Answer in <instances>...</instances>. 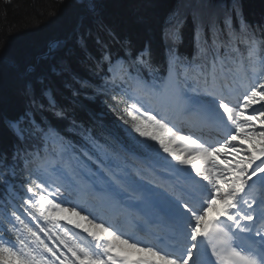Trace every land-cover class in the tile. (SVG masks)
Instances as JSON below:
<instances>
[{
	"label": "snow or ice",
	"instance_id": "obj_1",
	"mask_svg": "<svg viewBox=\"0 0 264 264\" xmlns=\"http://www.w3.org/2000/svg\"><path fill=\"white\" fill-rule=\"evenodd\" d=\"M89 11L95 12V6L90 5ZM203 18L202 10H194L197 35ZM181 24L178 17L175 24L166 25V38L175 31L182 42ZM204 32L207 52L203 62L183 58L178 47L169 44L167 72L158 88L147 80L151 71L157 70L150 43L135 49L121 41L122 51L113 55L109 41L117 39L114 30L108 29L106 37L94 33L83 18L67 35L50 41L38 56L23 63L15 55L0 52V62L19 70L25 102L21 115L5 120L15 143L10 151H0V200H4L0 264H264V60L258 72L253 68L255 78L249 77L234 102L238 73L225 55L231 37L216 35L209 26H204ZM248 40L251 58L255 32ZM92 46L99 55L93 53ZM77 58L91 62L105 78V86L119 89L134 81L143 94H134L130 108L155 121L160 129L172 131L163 119L143 111V104L158 95L170 109L195 111L202 123L219 129L214 141L175 136V141L189 145L181 155L170 147L175 142L172 136L147 131L142 119L135 122V115L130 122L116 114L124 125H130L132 148L150 152L158 160L166 159L160 157V151L166 153L172 158L166 161L167 167L187 174L184 185L161 184L146 170L129 166L118 153L107 152L95 161L83 154L95 171L85 175L87 188L79 183L87 165L73 155L72 142L64 140L43 118L52 110L58 119L68 121L69 129L79 128L74 115L57 106L50 83L67 73ZM116 65L124 70L123 76H116ZM50 142L59 146L58 153ZM57 154L62 161L67 158L66 167H52L46 159ZM85 191L91 206L78 199ZM10 202L13 208L8 211ZM99 205L122 210L141 231L144 222L162 227L152 234V243H143L135 233L120 231L98 210ZM65 211L87 221L90 227L72 220L67 224L81 229L90 242H78L72 230L57 219ZM210 211L216 212L211 220ZM25 213L36 221L33 226L26 223ZM9 234L15 236L14 241ZM128 249L147 255L133 260Z\"/></svg>",
	"mask_w": 264,
	"mask_h": 264
},
{
	"label": "trees",
	"instance_id": "obj_2",
	"mask_svg": "<svg viewBox=\"0 0 264 264\" xmlns=\"http://www.w3.org/2000/svg\"><path fill=\"white\" fill-rule=\"evenodd\" d=\"M85 4L83 6L89 10L93 2ZM197 9L204 13L198 35L193 20V12ZM82 10V4L73 7L54 4L50 0H0V52L15 55L21 63L34 58L50 40L67 35L71 30L70 19L75 20ZM95 15L90 17L94 33L106 37L107 30L112 29L117 34L115 42L109 41L113 50L119 48L122 51L121 41L130 43L135 49L150 43L157 70H150L152 76H147L149 80L163 74L167 67L170 43L178 47L183 58L203 62L207 52L202 41L204 26L224 36L222 28L227 22L231 23V35L238 40L243 58L252 65H256L258 57L264 60V0H103ZM62 16L64 19L61 20ZM178 17L182 20V42L177 39L175 31L173 35L165 36L166 25L175 24ZM183 30H186V38ZM253 32L255 54L250 58L247 54L250 49L248 36ZM227 50L232 58L239 57L235 48L228 47ZM73 66L63 76L71 87L72 75L82 78L81 72ZM21 88V76L9 63L0 62V151H9L15 141L5 126V120L12 116L18 104H23ZM55 90L63 96L60 89ZM72 98L77 103L74 113L79 128L69 130L67 120H45L69 136L76 152L83 155V146L89 145L88 134L104 143L113 154L118 153L124 158L132 155L144 157L147 151L132 148L131 138L125 135L113 116L119 113L129 120L128 102L123 96L113 92L111 95H97L86 102L78 97ZM146 130L166 136V132L157 126Z\"/></svg>",
	"mask_w": 264,
	"mask_h": 264
},
{
	"label": "rangeland",
	"instance_id": "obj_3",
	"mask_svg": "<svg viewBox=\"0 0 264 264\" xmlns=\"http://www.w3.org/2000/svg\"><path fill=\"white\" fill-rule=\"evenodd\" d=\"M50 1H52L54 4L55 3H58V4H65V5H68V6H73L74 7V5H76V4H79V3H86V2H90V1H92V0H50ZM66 13V12H65ZM65 15V14H64ZM66 16H67V13H66ZM62 19H64L63 18V16H62V18H61V20ZM84 19V18H83ZM77 22V19H75V20H71L70 19V21H69V25H70V27L71 26H73L75 23ZM120 69H121V66L120 65H116L115 66V68H114V71H115V73H118L117 75L118 76H120V74H121V71H120ZM252 78H254V77H252ZM58 79L60 80V77H58ZM124 87H125V85H124ZM80 88H82L81 90H84L85 88H83L82 86H80ZM100 88H102V89H108V86H105V83L104 82H102V83H94V85L92 86V90H93V92L94 93H96V92H99L100 90ZM96 91V92H95ZM192 95H197V93H192ZM134 101V100H133ZM143 111H147L148 113H150V111H148V110H146L145 108H143ZM131 112H132V114L133 115H135L136 117H137V119H136V123H140V121H141V119L143 120V124H142V127L143 126H147V125H150V124H155V121H149L148 119H147V117L146 116H143V114H142V112H134L132 109H131ZM151 114V113H150ZM133 115H132V117H130L131 118V120L133 121ZM152 115V114H151ZM131 121V122H132ZM121 124V126L123 127L122 129L125 131V133H127L128 135H129V128H130V125H124L122 122L120 123ZM172 129V128H171ZM167 133H169V135L168 136H172L173 137V140L175 141V136H181L178 132H176L175 130H173L172 129V131L171 132H169V131H167ZM132 136H136V137H138V134H135V133H132ZM188 142L187 141H183V142H181V141H175V142H173V143H171L170 144V147L174 150V151H176V152H178L179 154H181V155H184L185 154V151H186V149L188 148ZM156 147H158L157 145H156ZM158 149V148H157ZM59 150V149H58ZM161 153H162V151H161ZM160 153V157H163V158H166V159H159V161L162 163V164H160V166H161V170H168L169 168L167 167V163H166V161H171L172 160V158L170 157V156H168V155H166V154H161ZM102 156V158H103V154H101ZM150 155L154 158V161L157 159L155 156H153V154L152 153H150ZM96 160V159H95ZM158 160V159H157ZM166 160V161H165ZM165 161V162H164ZM86 165H87V167L86 168H84V175H82V178H84V180H87V179H85V175H87V173H88V171L90 170V165L87 163V162H85V161H83ZM173 163H174V161H172ZM58 164H61V163H59L58 162ZM135 165H138V167H140L142 164L141 163H136ZM153 165H155V164H153ZM54 167H56V166H54ZM61 168H63L62 166H61ZM147 170H150V174H152V175H154L155 174V172L156 171H154L155 169H154V167H152V166H147V167H145ZM173 173H175L174 171H172ZM160 175V174H159ZM162 176V175H161ZM171 176H173V175H171ZM163 177H165V176H163ZM170 182H172L171 181V179H170ZM15 204L16 205H18L19 204V199L17 198V200L15 201ZM24 218H25V221H26V223H29V226H33L35 223H36V221H32V219H31V217L30 216H27V214L25 213L24 214ZM57 219L58 220H62L63 221V223L70 229L71 228V225H68L67 224V220H72V221H74V222H79V223H81V224H83L84 226H86V227H90V225H85V223H84V220H82L81 218H80V216H76V215H73L72 214V212L71 211H65V212H62V213H60L59 214V216L57 217ZM39 223H40V226L41 227H44L45 226V222L43 221V220H40L39 221ZM17 227H20V225H18L17 224ZM48 227H50V228H52V231H56V228L55 227H53L52 225H48ZM74 227V226H73ZM95 230V229H94ZM98 231V230H97ZM40 235H41V238L43 239L44 238V234L43 233H40ZM87 240H89V241H91V238L90 237H88L87 238ZM46 242L47 243H49V246L51 247L52 246V244H51V242L50 241H47L46 240ZM122 247H124V248H127V246L126 245H124V246H122ZM128 252L130 253V258L131 259H137V258H139L140 256H143V254L144 253H138V252H136L135 250H132V249H128Z\"/></svg>",
	"mask_w": 264,
	"mask_h": 264
},
{
	"label": "bare ground",
	"instance_id": "obj_4",
	"mask_svg": "<svg viewBox=\"0 0 264 264\" xmlns=\"http://www.w3.org/2000/svg\"><path fill=\"white\" fill-rule=\"evenodd\" d=\"M76 19H77V18H76ZM156 87L158 88L159 85H156ZM138 89H139V88H138ZM138 91H139L141 94H143V93L141 92L140 89H139ZM147 102L150 104V106H153L149 101H147ZM154 106H155V109H157L159 115H161L162 117H164V116H166V115L173 116V120H174V121H176V122L179 121V122L182 123L181 127H182L183 130H186V131H187V130H190V129H191L190 127H189L190 129H187V126L184 125L183 116H182V114L180 115V112H179V111L172 110V109H170V108L166 105L163 96H160V95L157 96V102L154 103ZM156 114H157V113H156ZM157 115H158V114H157ZM168 117H169V116H166L165 118H167V120H168ZM191 117H194V116H191ZM185 126H186V127H185ZM188 126H190V125H188ZM196 126L199 127L198 124H196ZM196 126H192V127H193L192 129H193V130H196V128H197ZM202 129H205V128H202ZM203 137L206 138V134H204ZM55 146H56V144H52V143L50 142V147H51V148H52V147H55ZM66 160H67V158L65 157L63 161L61 160V158H60V160H59V159H52L51 161H52L53 167H54V166H56V167H61V166H62V167L64 168V167L67 166ZM58 162L61 163V164H58ZM82 194H85V192H82ZM86 198H89V196L86 197ZM98 210H103V209L100 208V205L98 206ZM214 214H216L215 211H210L209 214H208V217L210 218V217H212ZM84 223H85V225L88 224L87 221H85V220H84ZM77 232H79V234H83V237H84V238H88L87 234H86V233H83L82 230L73 229V233H74V234L77 233ZM86 242H90V241H89V240H86Z\"/></svg>",
	"mask_w": 264,
	"mask_h": 264
},
{
	"label": "water",
	"instance_id": "obj_5",
	"mask_svg": "<svg viewBox=\"0 0 264 264\" xmlns=\"http://www.w3.org/2000/svg\"><path fill=\"white\" fill-rule=\"evenodd\" d=\"M38 56V55H37Z\"/></svg>",
	"mask_w": 264,
	"mask_h": 264
}]
</instances>
